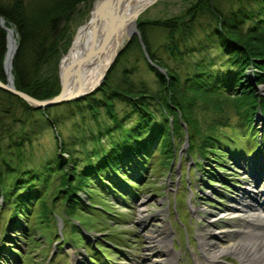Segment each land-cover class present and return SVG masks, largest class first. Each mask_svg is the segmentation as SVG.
<instances>
[{
  "label": "trees",
  "instance_id": "obj_1",
  "mask_svg": "<svg viewBox=\"0 0 264 264\" xmlns=\"http://www.w3.org/2000/svg\"><path fill=\"white\" fill-rule=\"evenodd\" d=\"M87 1L92 0H0V15L16 32L18 49L12 72L17 89L38 99L59 94V62L62 54L69 49V45L62 44L66 41L68 31L67 26L61 27V21L65 19L66 24H69L77 7ZM213 1L198 0L183 16L167 19L139 17V35L135 34L120 52L103 84L85 98L63 103L73 117L81 114L84 118L89 112L98 120L100 114L105 112L107 118L114 121V126H104L110 139L108 144L102 142L101 134H92V140L97 145L84 150L82 158L78 155V146H86L89 139L79 138L72 144L66 142L58 127V119L51 114L54 106L43 109L31 107L18 96L0 88L2 94L17 99L25 108L42 111L45 113L43 115L48 116L47 120L56 128L57 148L48 165L54 166L46 165L45 170L34 175L30 170H22L19 162L16 167L6 158L4 163L0 161V197L5 204L0 205V212L5 207L13 206V215L19 216L26 205L39 202L37 216L43 225H49L51 215L61 218L65 225L75 213L82 211L80 206L98 208V203L91 198L88 180L89 183L94 181L100 188L108 183L118 193L121 190L118 185L125 183L122 187L133 191L148 177L147 172L152 168L150 165L159 160L156 158L157 150L167 158L173 157L175 136L178 135L180 139L185 128L191 149L197 148L201 157L214 153L218 147L229 152L228 145L216 146L223 141L218 135L227 137L230 134L218 129L221 118H227L221 123V126H225L232 115H237L243 123L242 127L248 128L255 114L261 112L264 115V95L258 89L264 85V0H256L260 3L258 12L242 10L231 14L220 11ZM200 9L209 11L215 18L213 34L216 43L213 54L209 50L205 52V45L201 42H198V46L190 44V36L197 30L195 19ZM159 31L164 34L163 49L168 52L175 66L169 65L154 48V34ZM207 37L211 40V36ZM7 44V32L0 26L2 80H5L3 67ZM135 44L165 71L148 63L159 80L157 91L146 85L137 86L132 81L127 86L114 82L117 66ZM188 58L193 59L188 62ZM128 71L125 68L124 72ZM118 103L124 104L122 111H119ZM211 114L222 116L214 117ZM202 120H208L206 132L201 130ZM196 137L201 138L199 143L195 141ZM228 139L232 141L234 138L229 136ZM10 140L14 143L13 148H18L19 161H22L20 150L23 139ZM8 155L11 158L12 154ZM127 160L129 162L125 166ZM194 161L197 165L201 163V159ZM155 169L158 170V165ZM59 171H62L59 182L54 181L56 178H52L51 174ZM13 174H16L13 182L7 181L6 176ZM25 175H28V180L24 178ZM42 176L45 177L38 193L34 185L27 187L33 177L39 180ZM82 191L88 196L90 204L81 200L78 193ZM58 204L63 212L56 214ZM26 226L29 227L28 223ZM80 231L75 242L85 238V234ZM27 238L36 241L33 232L28 233ZM91 249L101 251L97 244ZM29 263L25 260V264Z\"/></svg>",
  "mask_w": 264,
  "mask_h": 264
},
{
  "label": "rangeland",
  "instance_id": "obj_2",
  "mask_svg": "<svg viewBox=\"0 0 264 264\" xmlns=\"http://www.w3.org/2000/svg\"><path fill=\"white\" fill-rule=\"evenodd\" d=\"M94 1L82 2L75 10L69 24L61 21V27L67 26L68 31L66 41L62 44L69 45V49L79 34V28L88 22ZM197 1L156 0L148 5L139 17L167 19L183 16ZM213 2L225 14L242 10L258 12L260 8V3L256 0H214ZM195 20L198 24L197 30L193 36H190V44L198 46V42H201L205 45V52L209 50L213 54L216 43L213 34L214 16L209 11L200 9ZM207 36H211V40ZM163 38L162 31L154 34V48L169 65L175 66L168 52L163 49ZM126 40L127 38L124 44ZM124 44L118 56L125 48L126 44ZM198 58H201V55H198ZM192 59L188 58V62ZM148 62L154 67L157 66L150 60L148 53L143 54L135 44L127 57L117 66L114 82L127 86L132 81L137 86L146 85L151 90L157 91L159 80ZM125 68L129 71L124 72ZM160 70L165 72L162 68ZM258 89L261 95H264V85H260ZM117 106L119 111L125 108L122 103H118ZM43 114L45 113L42 111L25 108L17 99L0 92V161L2 163L6 158L18 167L19 162L22 164V170H30L33 175L46 169L57 149L56 128L47 120L48 116ZM51 114L58 119V127L66 142L72 144L79 138L89 139L86 146H78V155L81 158L84 150L92 149L97 145L92 140V134L94 136L101 134L102 142L106 144L110 140L104 126L105 124L114 126V121L107 118L105 112L100 114L98 120H95L89 112L84 118L81 114L73 117L70 115L72 114L70 109L62 103L54 105ZM119 115L122 117V114ZM226 119L221 118L218 129L228 130L230 134L227 137H224V134L218 135L223 141L215 145L217 147L228 145L229 152L218 147L214 153L201 157L197 153V148L191 149L185 128L180 139L178 135L175 136L176 149L173 157H170L171 161L163 152L157 150L156 158L159 160H155V164L150 165L152 168L147 172L148 177L144 178V183L140 187H135L133 191L123 188L125 183L118 185L122 190L118 193L108 183L104 188H100L97 183L94 181L89 183L88 180L91 198L93 202L98 203L96 205L98 208L80 206L82 211L75 213L65 225L62 219L55 215L49 216V225H43L41 218L37 216L40 209L39 202L26 205L22 215L19 216L13 215V206L5 207L0 212V264H25V260L29 261V264H147L156 261L162 264L161 260L169 259L170 255L163 252L165 244L162 241L150 240L148 234L151 230H156V233L155 231L153 233L158 235L159 239L163 238L164 242L169 239L170 253L177 256L175 264H203L202 262L207 261V256L204 254L205 245L201 243L200 233L208 239V244L213 241L218 242L219 247H230L234 243L228 238L241 239L242 233L251 224L244 219L248 213L240 216L236 214V208L240 203L249 202L256 210L264 209V118L261 114H255L248 128L242 127L243 123L237 115H232L227 125L221 126ZM99 123L101 126H98ZM207 125L208 120L200 122L203 132H206ZM229 136H233L234 139L229 140ZM10 138L23 139L24 144L20 150L22 161H19V150L13 148L14 143ZM200 140L201 138L197 137L195 139L198 143ZM8 154H12L11 158ZM199 159L201 163L197 165L194 160L197 162ZM128 162L125 161L124 165L127 166ZM157 165L158 170L155 169ZM53 166L54 164H51L48 167ZM65 170L67 171L68 167ZM6 171L8 172L7 169ZM60 174L62 171L51 174L52 178H56L54 181L59 182ZM15 176L16 174L6 176V179L13 182ZM45 176L39 180L33 177L32 181H28L27 187L34 185V190L38 193ZM24 178L29 179L28 175ZM92 189L96 192H92ZM78 194L85 203H91L83 191ZM1 204L5 205L0 197ZM58 212H63L59 204L55 213ZM80 230L85 234V238L75 242ZM24 232L27 234L33 232L36 241L28 239ZM220 232L227 234L223 241L216 236L220 235L216 234ZM95 243L101 248V252L91 249ZM113 244L117 247L115 248ZM103 253L108 254L111 260ZM214 262L245 264L238 254L232 252L222 254ZM247 262L253 264L252 260ZM260 264L264 262L260 261Z\"/></svg>",
  "mask_w": 264,
  "mask_h": 264
},
{
  "label": "bare ground",
  "instance_id": "obj_3",
  "mask_svg": "<svg viewBox=\"0 0 264 264\" xmlns=\"http://www.w3.org/2000/svg\"><path fill=\"white\" fill-rule=\"evenodd\" d=\"M151 2H153V0H119L118 4L113 7L114 17H117L119 13V17L117 19V29L113 30L112 27H110L111 24H108V21H106L104 28L102 21L97 23L98 31L95 38L97 40V45L100 46V49L97 53H94L92 47V32H94V30L92 29L91 31V29H89L87 31L83 42L74 49L70 59L69 57H65L62 61V71H64L65 67L69 65L70 60L75 59L76 57H82L81 59H83L82 67L77 76H75L76 79H78V86L75 88L86 90L98 82L101 74L105 72L106 67L114 58L116 52H118L123 47L125 39L135 31L137 26L136 15L138 10L141 6L148 5ZM106 6L107 4H105L104 0H98L95 2L94 10L97 12L100 10L104 12ZM82 35L83 26L80 28L79 34L77 35L74 42V46L75 44L79 43ZM10 37L12 42L10 44L11 49L9 53L11 54L12 49L16 45L15 29H12ZM8 60H10V58H8ZM250 208L252 210H250ZM141 210L143 211L144 208ZM235 212L238 216L248 213V216H246L244 219H247L251 224L248 225V228L244 230V232L242 231L243 235L241 239L232 240L230 237L228 238L230 242L234 243L230 247H219L218 242L213 241H210L208 244V239L205 237V235L200 233L201 243L205 245L204 254L207 256V261L202 262L203 264H216L214 262L216 259H218L222 254L229 252L238 254L240 258L245 261V264H250L247 262L249 260H252L253 264H260V261L262 263L264 262V213L259 209L256 210L254 205L249 202L240 203ZM154 231L156 233V230H151L150 234H148L150 240H154V242L159 240L162 241V243L165 244V250H163V252H165L166 255H170L169 259L161 260L162 264H164V262H167V264H175L177 256L170 253L169 239H166L164 242L163 238L159 239V236L153 233ZM216 234H220L216 236L222 241L225 240V236L227 235L222 234V232ZM151 260L155 261L154 259ZM158 263L159 262L156 261L148 262L147 264Z\"/></svg>",
  "mask_w": 264,
  "mask_h": 264
},
{
  "label": "water",
  "instance_id": "obj_4",
  "mask_svg": "<svg viewBox=\"0 0 264 264\" xmlns=\"http://www.w3.org/2000/svg\"><path fill=\"white\" fill-rule=\"evenodd\" d=\"M98 0H95L93 3V7L91 10V15L90 18L88 20L87 23H85L83 26V35L82 38L80 39L78 44H75L74 46V41L73 44L71 46V48L64 53L61 58H60V62H59V78H60V83H61V91L59 92V94H57L56 96H53L51 98H47V99H38L32 95H30L29 93L19 90L17 89L16 85H15V77L14 74L12 72L13 69V64H14V57L16 55L17 49H18V44H17V38H16V45L15 47L12 49L11 54L10 52V44L12 42V40L10 39V35H11V31L14 28H11L10 26H8L5 22L4 17H2L0 15V26L6 30L7 32V40H8V44H7V51H6V55L4 58V74H5V80H2L0 78V88L6 91H9L10 93L18 96L19 98H21L23 101H25L27 104H29L31 107L34 108H46V107H51L54 105H59L65 102H69V101H73V100H77L80 98H85L86 96L94 93L105 81V78L107 76V72L109 71V69L111 68V66L113 65L114 61L116 60L118 54H119V50L118 52H116V54L114 55V58L111 60V62L108 64V66L106 67L105 72H103L98 80L97 83H95L93 86H91L90 88L86 89V90H82L80 88H75L76 86H78V79H76L75 76H77L78 72L80 71L81 67H82V61L83 59L79 58V59H72L69 61V65L67 67H65L64 71H62V61L65 57H70L72 56V52L74 51V49L76 47H78L84 39V36L86 35L87 31L89 29L94 30V32H92L93 34V42H92V47L94 50V53H97L100 49V46L97 45V40H96V33L98 31V27H97V23L99 21L103 22V28L106 24V21H108V24H111L110 27H112L113 30L117 29V19L119 17V13L117 17H114V9L113 7L118 4L119 0H104L105 4H107L104 12L100 11H96L94 10V5L95 2H97ZM156 0H153V2ZM151 2V3H153ZM150 3V4H151ZM148 4V5H150ZM148 5H143L140 7V9L137 12V18L136 20H138L139 15L141 14V12H143ZM121 15V14H120ZM65 20H62V23H64ZM81 26V27H82ZM80 27V28H81ZM79 28V30H80ZM78 30V31H79ZM77 31V32H78ZM134 34H139V30L136 26L135 31L130 34L125 42V44L127 45L129 43V41L132 39ZM77 35V33H76ZM124 44V45H125ZM8 58H10V60H8ZM157 67V66H156ZM159 69H161V67H157Z\"/></svg>",
  "mask_w": 264,
  "mask_h": 264
}]
</instances>
